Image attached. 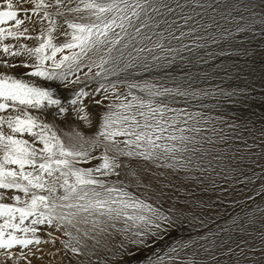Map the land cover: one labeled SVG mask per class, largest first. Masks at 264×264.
<instances>
[{
	"label": "snow or ice",
	"instance_id": "6c2138e0",
	"mask_svg": "<svg viewBox=\"0 0 264 264\" xmlns=\"http://www.w3.org/2000/svg\"><path fill=\"white\" fill-rule=\"evenodd\" d=\"M220 21L264 37V0H0V264H264V209L259 231L245 226L256 223L249 214L171 243L186 216L206 227L169 194L185 184L210 191L215 177L256 176L264 199V128L251 136L188 110L214 95L194 87L189 69L226 55L220 40L235 37ZM143 72L153 79H137ZM218 124L243 148L218 147L233 139ZM246 157L260 175H245ZM196 206L213 207L211 198Z\"/></svg>",
	"mask_w": 264,
	"mask_h": 264
},
{
	"label": "rangeland",
	"instance_id": "374dc122",
	"mask_svg": "<svg viewBox=\"0 0 264 264\" xmlns=\"http://www.w3.org/2000/svg\"><path fill=\"white\" fill-rule=\"evenodd\" d=\"M220 23L235 33V37L230 41L220 40L219 33L216 35V39L220 40L226 55H216L213 58L205 56V60L209 61L208 63H200L189 69L191 73L196 75L198 81L194 87L207 90L214 95L202 97L200 101L193 100V106L189 107L188 110L203 112L206 116L214 118L223 115L227 123L238 124L240 129H244V126L247 125L248 128L252 129L251 136L258 137L259 131L264 128V37L251 32L247 34L237 33L234 25H228L224 21H220ZM258 32L257 27L256 33ZM175 34L179 35V32ZM183 43L190 44L191 42L185 39ZM240 45H243V47H240ZM147 46L151 47L152 45L147 43ZM169 47L179 48L181 43L173 41ZM208 51L219 53L221 48L209 44ZM155 54L163 55L160 50H157ZM137 79H153V76L142 74ZM160 82L163 83L164 87H175V84L166 80ZM221 89L224 92L235 94L231 97L224 96L221 94ZM121 91L126 93V89H121ZM137 95H142V93L137 92ZM180 99L183 101V98ZM105 103H109V101ZM200 103L207 105V107H199ZM172 107L182 108L186 105L181 102L172 105ZM88 111L95 116L97 109L89 107ZM218 126L224 128L225 134L233 137L232 140L228 141V144L233 145L232 148H228V144H220L218 147L227 149L229 156L236 151L237 146L243 148V144L235 139V136L240 134L239 132H233L224 124H218ZM81 127H83L82 123ZM242 134L248 140V143L253 142L248 131H243ZM205 135H211V133H205ZM213 138L215 139V137ZM252 151L257 152L259 149H253ZM252 159H256V157L253 156ZM259 163L264 164V159H261ZM240 166L244 169H252V171L245 172L247 176H253V172L257 175L261 174V169L256 165L249 164L247 157ZM213 176L215 177V173H213ZM215 179L218 184L215 190L204 191L205 184L197 185L195 182H190L184 185L187 191L169 193L178 196L181 201L187 200L189 203L187 205L180 204V209L185 212L191 211L206 225V227L201 226L195 221L190 224L188 221L191 220V216H186L184 224L175 232L171 243L198 238L202 235L207 236L210 230L215 232L220 228H231L233 227L232 220L234 218H238V222H246L249 219V214L255 217L256 223L253 225L245 224V226L248 227L250 232L260 230L261 212L257 209H264V199L257 193L260 192L262 181L256 176H253L252 182L246 184H234L231 181L225 183L220 177H215ZM240 179H243V177H240ZM179 183L178 180L177 184ZM205 183L207 184V182ZM207 186L211 188L210 184H207ZM221 188L227 189V191L221 192ZM188 192H191V195ZM149 195L153 194L149 193ZM249 196H251V200L248 199ZM209 198H211L212 208L205 207L201 209L196 206L201 202L207 204ZM162 203L165 208L173 206V201L168 199L167 196L163 198ZM226 235L227 233L220 232V238ZM212 238L209 237V239ZM200 243H204V241H200ZM253 244L259 245L258 237L253 238Z\"/></svg>",
	"mask_w": 264,
	"mask_h": 264
},
{
	"label": "bare ground",
	"instance_id": "6f19581e",
	"mask_svg": "<svg viewBox=\"0 0 264 264\" xmlns=\"http://www.w3.org/2000/svg\"><path fill=\"white\" fill-rule=\"evenodd\" d=\"M182 2H183V0H182ZM181 55H183L185 57H188L189 56V53L185 51V52L181 53ZM142 74H149V73L148 72H143ZM49 83H58V82H49ZM61 94L67 95V93L64 92V89L63 88L57 89V95H61Z\"/></svg>",
	"mask_w": 264,
	"mask_h": 264
}]
</instances>
